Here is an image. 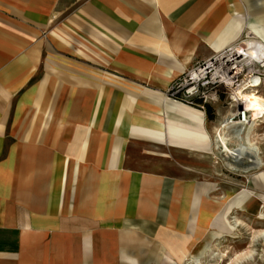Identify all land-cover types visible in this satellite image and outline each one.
Listing matches in <instances>:
<instances>
[{
  "label": "crops",
  "instance_id": "crops-1",
  "mask_svg": "<svg viewBox=\"0 0 264 264\" xmlns=\"http://www.w3.org/2000/svg\"><path fill=\"white\" fill-rule=\"evenodd\" d=\"M247 9L264 23V0H0V264H191L199 183L151 131L179 77L253 30ZM234 177L200 193L220 224L243 189L230 218L264 207V182Z\"/></svg>",
  "mask_w": 264,
  "mask_h": 264
},
{
  "label": "rangeland",
  "instance_id": "rangeland-1",
  "mask_svg": "<svg viewBox=\"0 0 264 264\" xmlns=\"http://www.w3.org/2000/svg\"><path fill=\"white\" fill-rule=\"evenodd\" d=\"M239 19L241 21V27L242 24H244L245 28L250 26L254 31V35H256V39L264 42V23L255 21L251 10L247 9L246 11L241 12ZM245 30L244 35H246L249 29L246 28ZM253 31L251 30L250 32ZM248 36L249 34L246 38L233 42L234 46L251 39L248 38ZM233 43H230L229 45H233ZM223 49H225V47L219 49L218 51ZM215 54L216 53L212 56ZM212 56L206 60L197 62L186 73L179 77L169 90L170 97L165 96L164 100L166 103H170V100H176L185 105H189L191 107L193 106V108H197V110H203L205 112L206 120H208L210 126L221 127L223 121L227 117H232L237 110L238 103L235 101V93L241 84L246 83L245 79H247V71L244 72V75L240 77L239 82L235 85H229L228 83L218 81L217 79H212V77L209 76L202 81L208 79L210 83L203 82V84H201L202 81H199L193 82L194 84L200 83L198 85L188 83L186 85L184 84L185 86H178L179 84H182L185 79H189L191 69L195 68L196 70L197 67L195 66L204 61L200 64L203 65ZM194 71L191 72V75ZM261 79L260 83H262L257 87V90H259V94L264 97L263 74L261 75ZM164 106L165 103L163 102L162 107ZM201 106L206 107L208 116L206 115L205 109ZM248 114H252V118L256 119V115L254 114L253 116V112H249ZM239 118L238 111V119ZM202 121L205 126L204 129L194 127L184 122H174L168 120L167 129L169 130V140L167 143H158L161 154L168 156L169 153L167 150L181 149L180 147H183V145L177 144V141L187 142V145H185L187 146L186 148L196 150L198 153L196 152L195 155H192L184 152L183 156L178 157H181L183 162H187L189 164L190 168L187 172L195 173V175H190H192L196 181L204 182L207 187H209L208 191L213 188L211 182L215 180L224 179L223 185H230L228 187L230 189L236 187V185L227 181H232L233 174L237 179H239L240 184L242 185H248L250 182L253 184L254 181L252 178L255 180H262L264 182V121L262 123H256L251 130L250 134H253L252 141L250 142L252 144L251 150H247L245 148V137H241L239 133L234 131L235 127L230 130L223 129L221 127L222 134L229 139L227 141L229 148H234L233 151H231L234 158L233 160L230 159V156H228L224 147H216L215 130H210L209 128L207 129L204 121V114L202 115ZM232 122L235 123V121ZM202 154H204V156H199ZM241 162H244V165H241ZM206 166L212 170L219 167L220 173L226 174L225 178H223L224 176L219 177L214 175V173ZM192 168L197 171H194ZM238 168H240L239 171L237 170ZM214 172L216 173V170H214ZM236 181L239 182L238 180ZM253 194L254 193L249 189H243L229 198L226 204H224L226 209H224L222 213H219L221 216L220 219L222 221L224 219L223 224H217L220 225L222 231L218 230L220 229L219 227L211 226V223L208 227L201 224L206 227L207 233L204 236H198V234L195 235L202 237V240L195 245L193 252L195 255L192 256L193 259L191 260V264H264V207L261 208L262 211L259 212V218H254L250 215H243V211L236 210L235 213L231 214L241 219L236 222L234 221V218H230L228 215L234 211L235 207L245 209L244 201L253 197ZM261 198L264 200V195H262ZM227 209L228 212L225 211ZM213 215H217V213H214ZM209 229L210 231H208ZM206 240H208L209 243L208 247L205 245ZM200 255H203V258L197 257Z\"/></svg>",
  "mask_w": 264,
  "mask_h": 264
},
{
  "label": "bare ground",
  "instance_id": "bare-ground-1",
  "mask_svg": "<svg viewBox=\"0 0 264 264\" xmlns=\"http://www.w3.org/2000/svg\"><path fill=\"white\" fill-rule=\"evenodd\" d=\"M248 34H249L248 38L251 39L244 41V43L242 44H237V46H234L233 43V45H229L225 47V49L216 52V54L212 56L210 59H208L207 62L197 67V69L193 72L191 79H193V82H199L211 76L212 79H217L218 81L228 83L229 85H235L236 83L239 82L240 77L244 75V72L247 71L246 75L247 74L248 75L246 76L247 79H245L246 83L245 82H244L245 84L240 83L241 85L237 90V92L235 93V101L238 103L237 110L232 117H227L223 121L221 127L223 129H228V130H230L231 128L233 129L235 127L234 131L239 133L241 137L242 136L245 137V141H246V143L244 144L245 148L247 150H251L252 144L250 142L252 141V135H253L250 134L251 130L256 123L259 122L262 123L264 121V97L261 96L259 94V90H257V87L262 83V82L260 83V80H262L261 75L262 74L264 75V42L256 39V35H254V31ZM193 82L192 84H194ZM198 84H194V85H198ZM170 101L172 102L171 104L166 103L165 100H163V102L165 103V106L162 107L163 113L161 117L155 116V119H160V123L159 126L156 127L158 128V131H151L153 133L154 139L158 140L159 143L168 142L169 136L167 132L166 119L175 122H184L194 127L204 129L205 126L202 121V115L204 113L202 111L197 110V108L196 109L193 108V106L191 107L189 105H185L176 100L175 101L170 100ZM173 103L177 104V106H172L174 105ZM169 110H173L174 112H176V114L178 115L176 120L175 118L173 119L169 115ZM238 111L240 117L239 119H238ZM249 112H253V116L255 114L256 119L252 118V114L248 116ZM231 120L235 121V123H233ZM221 127L217 126V128L214 131L215 139H216L215 140L216 147L218 146L220 148L224 147L225 151H227L226 153L228 154V156H230V159L233 160L234 158L231 154V151H233L234 148L232 149L229 148L227 143L229 139L222 134ZM146 132L150 133L149 131ZM176 143L183 145V147H180L181 149H178V151H183L185 153L192 155H195V153L197 152L196 150L186 148L187 146L185 145H187V142L177 141ZM241 165H244V162L243 163L241 162ZM192 169L194 171H197L194 168ZM237 170L239 171L240 168H238ZM189 174L195 175V173L193 172H189ZM197 182L199 183L198 188L200 189L198 190L200 193L208 191L209 187H207V185L204 182H200V181ZM200 193L196 194V199L193 205V209H192L193 213L191 219L184 226V228L180 230L182 234L181 236L187 235V237H189L191 234L192 236H195L196 234H198V236H204L207 233L206 227H208L210 223L212 224L211 226L220 228V225H217L219 224L218 221L219 217H217V215L210 216L209 214L208 216L205 211L207 208H204V210L200 209L201 207V201L199 199ZM199 211H201V215ZM225 211L228 212V209ZM198 219L200 223L199 227L204 229V232L203 230H201V228H197ZM201 224L206 225V227L202 226ZM218 230L220 231L221 228Z\"/></svg>",
  "mask_w": 264,
  "mask_h": 264
},
{
  "label": "built area",
  "instance_id": "built-area-1",
  "mask_svg": "<svg viewBox=\"0 0 264 264\" xmlns=\"http://www.w3.org/2000/svg\"><path fill=\"white\" fill-rule=\"evenodd\" d=\"M203 62H204V61H203ZM203 62H202V63H203ZM202 63H200V64H202ZM200 64L197 65V66H195V67H199ZM194 70H195V68L191 69V70H190V73H189V75H190V76H189V79H185L184 82H183L182 84H179L178 86H185V85L188 84V83L191 84V83L193 82V79H191V77H192L191 72L194 71ZM188 80H190V81H188ZM203 82L210 83V81H209L208 79L205 80V81H202L201 84H203ZM184 84H185V85H184ZM195 87H199V86H195ZM195 87H194V88H195ZM249 115H250V114H248V116H249Z\"/></svg>",
  "mask_w": 264,
  "mask_h": 264
}]
</instances>
